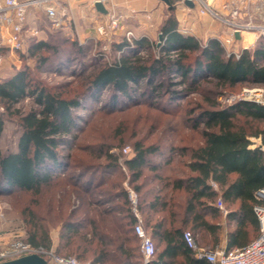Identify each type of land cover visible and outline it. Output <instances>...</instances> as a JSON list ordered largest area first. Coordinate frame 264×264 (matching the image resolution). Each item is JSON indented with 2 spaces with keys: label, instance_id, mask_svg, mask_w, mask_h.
Here are the masks:
<instances>
[{
  "label": "trees",
  "instance_id": "obj_1",
  "mask_svg": "<svg viewBox=\"0 0 264 264\" xmlns=\"http://www.w3.org/2000/svg\"><path fill=\"white\" fill-rule=\"evenodd\" d=\"M160 31L163 45L158 57L150 56L144 60L142 57L134 59L123 54L99 68L88 81L90 87L110 85L115 91L129 95L132 82L146 79L152 85L154 77L168 73L180 74L185 82L191 78L190 91H200L199 85H195L207 77L214 79L217 86L224 89L242 85L264 87V38L254 47L241 50L237 56L227 55L224 45L216 37L210 38L208 44L202 46L196 36L179 30L178 21L172 14L167 16ZM31 42L28 49V56L31 57L51 47L45 39ZM136 44L149 46L150 43L146 38H141L136 40ZM124 45L130 43L125 42L118 47L122 49ZM40 60L43 62V58L40 57ZM36 68L39 65L33 67L26 63L10 76L0 79V106L3 108L0 110V139L6 116L15 114L20 125L15 149L4 150L0 143V181L7 188L40 196L70 167L64 155H61L60 148L78 128L74 110L81 105V101L80 96L71 89L50 87L35 78ZM159 86L161 84L155 85L154 89ZM25 98H32L35 107L25 112L12 111V107ZM205 100L208 106L201 107L192 125L193 130L199 131L200 141L183 143L178 148L171 147L168 153L159 145L145 146L141 141H136L134 155L126 161L133 174L129 184L137 193V208L157 247L156 257L151 264H211L193 255L183 233L190 230L196 239L193 229L207 225L203 216L206 208H211L216 214L218 209L209 205V202H216L219 197L224 202L240 201L242 206L250 204L253 210L257 202L255 192L264 187V150L259 145L251 147V137L260 138L264 145V104L244 99H237L230 104H222L217 98L207 97ZM88 148L92 155L107 158L109 163L103 166L106 171L118 167V156L110 152L109 146L99 150L93 145ZM177 151L188 159L181 166H172V157ZM156 158L159 160L156 161ZM75 164L87 167V163L82 165L78 161ZM146 167L154 171L155 175L145 177L143 172ZM165 168L167 173L164 174ZM90 178L84 188L86 193L93 187L98 190L106 183L105 178L99 176L95 185H92ZM212 181L218 184L217 189L211 185ZM122 182L123 179L115 181L110 190L100 194L95 201L102 206V216H123L120 230L128 240H135L138 244L136 251L131 252V257L139 262L143 256L139 252L140 239L134 231L137 218L132 211L129 191ZM178 193L183 195L182 199L177 198ZM62 227L69 242L65 245L59 242L54 248L56 252H64L66 248L72 247L73 234L79 231L75 223L67 222ZM38 234L39 231H35L29 242L52 246L51 240L41 242ZM85 238L89 242L88 237ZM163 243L164 246L161 245ZM82 248L73 247L68 252ZM78 254L83 255L80 251ZM99 254H103V257L98 255V259L103 260L104 251L101 250ZM112 256L110 258H114ZM116 261L127 264L122 256Z\"/></svg>",
  "mask_w": 264,
  "mask_h": 264
},
{
  "label": "rangeland",
  "instance_id": "obj_2",
  "mask_svg": "<svg viewBox=\"0 0 264 264\" xmlns=\"http://www.w3.org/2000/svg\"><path fill=\"white\" fill-rule=\"evenodd\" d=\"M64 1L62 6L65 26L62 28L53 29L40 9H36L37 12L30 16L32 25L46 31L41 34L40 40L45 39L51 47L44 48L31 57L28 56L31 40L22 50L12 51L4 46L0 78L10 75L26 63L33 67L39 65L34 73L35 78L50 87L71 89L80 96L81 105L74 110L78 128L73 136L67 137L68 142L60 148L61 155H64V160L70 167L58 177L52 187L45 188L40 196L7 188L0 181V247L17 240L29 242L31 235L37 230L40 241L51 240L53 249L59 242L68 244L69 239H66L62 225L69 222L79 226L78 233L73 234L74 244L72 247H65L64 252L57 253L75 257L85 264H119L116 261L119 256L127 264H145L143 258L137 262L135 257H131V252L136 251L138 244L135 240H128L120 230L123 216H102L103 209L95 201L96 197L108 192L112 184L120 179H123L122 185L128 191L134 190L129 184L133 174L126 161L134 155L136 141H141L145 146L159 145L166 153L171 147L178 148L183 143H197L201 137L199 131L192 128L193 119L200 113L201 107L208 106V101L205 100L207 97L217 98L222 104H230L243 98L246 89L263 86L242 85L224 89L218 87L214 79L207 77L195 85H199L200 91H190L191 78L185 82L180 74L168 73L154 77L152 85L146 79L132 82L129 95L115 91L110 85L90 87L88 81L92 75L123 54L133 56L134 59L142 57L144 60L150 56L158 57L163 45L160 28L169 14L175 16L179 29L188 27L189 32L185 34L196 36L202 46L207 45L209 39L218 34L217 29L223 24L211 16L199 17L194 10L188 12L182 5H177L178 0H172L174 6L171 9L158 0L152 4L153 0H131V17L124 16L119 26L115 29L109 28L108 35H104L99 32L98 26L106 23L108 17L96 10L94 0ZM70 2L73 8L69 6ZM115 2L117 13L125 15L129 5L121 1ZM107 4L113 10L111 2ZM218 5L219 1L216 3L217 7ZM256 16L255 23L264 22V10L257 12ZM128 31L134 34L131 41L126 36ZM255 36L256 45L263 36ZM141 38H146L151 45H137L136 40ZM125 42L130 45H124L120 49L118 46ZM241 45V42L237 43L234 46L236 52L232 54L238 55ZM229 50L230 47H226L227 55H230ZM159 84L161 86L154 89ZM219 92L222 94H218ZM32 107H35L33 99L25 98L16 103L12 111L25 112ZM0 110H3L1 106ZM6 117L0 143L4 150L15 149L20 132L19 118L15 114ZM251 139V146L260 141L256 137ZM90 145L96 150L103 147L107 149L109 146L110 152L118 156V167L110 172L106 171L103 166L109 163L107 158L92 155L88 148ZM124 147H129L132 151L126 154ZM172 159V166H181L188 157L181 156L177 151ZM78 161L82 165L87 163V167L77 166L75 163ZM166 170L167 168L164 174L167 173ZM153 174L155 175L154 171L149 167L144 169L145 177ZM91 175L94 177L90 178ZM99 176H103L106 183L100 190L93 187L86 193L84 188L89 178L93 182L90 183L95 185ZM182 196L177 194L178 199H182ZM85 237H88L89 242ZM78 246L83 248L68 252L70 248L76 249ZM85 249L87 250L84 251ZM101 250L105 255L103 260L98 259ZM79 251L83 253L82 256L78 254ZM139 252L141 253L140 250ZM112 254L114 258H110ZM100 256L103 257V254ZM95 258L97 259L94 260Z\"/></svg>",
  "mask_w": 264,
  "mask_h": 264
},
{
  "label": "built area",
  "instance_id": "obj_3",
  "mask_svg": "<svg viewBox=\"0 0 264 264\" xmlns=\"http://www.w3.org/2000/svg\"><path fill=\"white\" fill-rule=\"evenodd\" d=\"M64 0H0V62L3 60L4 46L12 51L22 50L26 43L40 40V36L44 33V29L31 26L29 24V13L32 9H40L44 12L45 17L53 29H59L65 26V13H63ZM98 1V0H96ZM104 3L108 0H101ZM195 6L186 4V0H178V5H182L184 9L196 11L199 17L211 16L219 19L226 28V37L222 40V44L230 47L228 54L235 51L237 42L236 33L241 35L245 32L252 31L257 37L262 35L264 38V22L255 23L253 9L264 8V0H191ZM219 1L218 7L216 3ZM65 2V1H64ZM254 7V8H253ZM107 21L98 26L101 34L108 35L109 28L115 29L119 26L121 18L124 15L117 13L116 9H107ZM183 33H188L189 28L180 29ZM127 39L131 41L134 36L132 31L127 32ZM233 47L234 49H231ZM239 55V54H238ZM237 55V56H238ZM244 100H251L264 104V87L254 89H246ZM264 150L262 143L259 145ZM123 151L128 154L132 150L124 147ZM211 185L217 189L218 184L214 181ZM130 200L133 204L132 211L137 218L134 224V231L140 239V251L142 253L144 263L150 264L156 257V243L152 236L145 228L143 219L137 208V193L129 189ZM256 203L253 206V212L259 222V233L248 244L235 247H216L205 248L200 246L193 233L186 230L183 238L191 249L193 255L199 259L211 264H264V187L255 192ZM217 205L221 209H225L224 202L220 197ZM36 253L43 256L50 264H85L77 258L64 256L57 253L52 247L44 245H35L31 242L17 240L6 246L0 247V262L14 259L23 255Z\"/></svg>",
  "mask_w": 264,
  "mask_h": 264
},
{
  "label": "crops",
  "instance_id": "obj_4",
  "mask_svg": "<svg viewBox=\"0 0 264 264\" xmlns=\"http://www.w3.org/2000/svg\"><path fill=\"white\" fill-rule=\"evenodd\" d=\"M116 1H121V3L125 2L129 5L128 8H126V11L124 12L125 13L124 16H127L128 18L131 17V8H130L131 0H116ZM155 1L156 0H153L151 2V4L154 3ZM159 1L164 2L163 0H158V2ZM65 2L68 3V1H65ZM95 2H96V0L93 1L94 6H95ZM107 2L108 3L111 2L112 9L116 8L117 3L115 2V0H108ZM107 2L104 3L106 8H108V5H109V4H107ZM165 4L167 5V3H165ZM172 4H173V2H172ZM177 5H178V3H177ZM69 6L71 8H73L72 7L73 5L71 2L69 4ZM167 6L169 9H171V8H173L174 5L171 8L169 7V5H167ZM194 8H195V6L193 5V9ZM263 10H264L263 7H261V9H257V10H256V8H254L253 9L254 19L257 18V16H256L257 12H262ZM36 12H37L36 9L30 10L29 24L31 26H34V25H32L30 22V16L32 15V13L34 14ZM99 13H101V12H99ZM101 14L105 15V16L107 15V13L106 14L101 13ZM150 17H151V14H150ZM217 31H218V34L215 35L214 37L218 38L222 42V40L226 37L227 30L224 26H222V27H219L217 29ZM254 36H255V33L249 31V32L243 33L241 35V38L237 39L238 43L241 42V44H243V45H241L242 46L241 50H243L245 48H250L253 45L255 46L256 36L255 37ZM10 75H8V76H10ZM6 77L7 76H4V77L2 76L0 79L6 78ZM260 144H261V139H260V141L258 140V142L254 146H251V147L254 148L255 146H258ZM209 205L216 206V208L218 209L216 211V214H214V212H212L211 208H206L205 212L203 213V216H204L205 220L208 222L207 225L206 226H200L199 228L193 229V231L196 235L197 243L200 246L205 247V248H212V249L216 248V247H227V248H229V247H233V248L241 247V246L248 244L251 240H253L258 235L259 222H258V219L256 218L250 204L249 205L246 204V205L242 206L240 201H236L233 203H229V202L225 201L224 202L225 209H221L217 205V201L216 202H209ZM140 215L142 217L141 213H140ZM142 219H143V217H142ZM143 222H144V219H143ZM211 224H215L216 226L215 227L209 226ZM145 228H146V226H145ZM147 231L149 232V230H147ZM155 240H156L157 244H159V239L157 237L155 238ZM161 245L164 246L165 243H163Z\"/></svg>",
  "mask_w": 264,
  "mask_h": 264
},
{
  "label": "water",
  "instance_id": "obj_5",
  "mask_svg": "<svg viewBox=\"0 0 264 264\" xmlns=\"http://www.w3.org/2000/svg\"><path fill=\"white\" fill-rule=\"evenodd\" d=\"M163 1L167 3V5H169L170 8L173 6L172 0H163ZM186 4H188L191 7H193L194 5L191 0H186ZM95 7L101 13L106 14L108 12L104 2L101 0H98L95 2ZM236 37L237 39H240L241 34L237 32ZM0 264H50V263L43 256L36 254V253H32V254L23 255V256L14 258V259L2 261L0 262Z\"/></svg>",
  "mask_w": 264,
  "mask_h": 264
}]
</instances>
